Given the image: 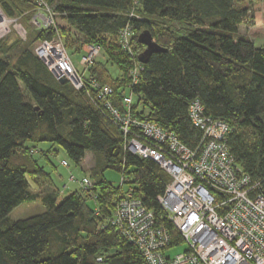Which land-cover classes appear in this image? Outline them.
Here are the masks:
<instances>
[{
  "label": "trees",
  "instance_id": "obj_1",
  "mask_svg": "<svg viewBox=\"0 0 264 264\" xmlns=\"http://www.w3.org/2000/svg\"><path fill=\"white\" fill-rule=\"evenodd\" d=\"M46 2L68 29L33 28L32 0H0L4 16L27 29L24 41L0 42V264H146L110 221L119 199L131 191L168 230L169 247L182 244L157 202L170 179L152 159L126 149L108 105L123 114L122 100L131 93L135 118L155 123L195 148L202 133L190 123L188 108L198 100L207 117L231 128L226 142L236 164L253 180L263 179L264 47L238 34L249 10L259 9V0L251 7L242 0ZM126 31L132 57L120 44ZM143 32L162 51L140 63ZM56 34L67 50L80 53L95 45L105 58L85 71L86 89L59 83L38 58L42 41ZM108 65L120 75L111 77ZM136 65L138 80L132 85L128 71ZM90 80L109 86L112 95L97 98ZM42 143L50 149L38 150ZM55 146L76 165L87 154L93 156L80 181L70 176L78 188L66 197L35 157L48 159ZM106 171L119 175L118 185L105 179ZM30 202H39L44 211L8 219L15 207Z\"/></svg>",
  "mask_w": 264,
  "mask_h": 264
},
{
  "label": "built area",
  "instance_id": "obj_2",
  "mask_svg": "<svg viewBox=\"0 0 264 264\" xmlns=\"http://www.w3.org/2000/svg\"><path fill=\"white\" fill-rule=\"evenodd\" d=\"M32 1L36 8L32 25L57 32L56 14L46 0ZM0 14V24L7 22L8 27L0 34L3 37L10 30L11 20ZM19 35L23 36L21 32ZM120 44L132 57L129 32L122 33ZM41 47L38 58L57 80L65 79L78 91L86 89L85 71L99 56L97 46L86 47L79 60L81 73L59 35L42 41ZM139 69L136 65L128 71L132 85L138 80ZM88 85L99 99L112 95L107 85L95 80ZM131 104L132 94L128 93L122 100L123 114L108 107L123 132L126 149L140 159H152L169 176L157 202L186 250L173 258L164 257L165 250L175 247H169L171 236L131 191L117 202L111 224L137 247L146 264H264V178L253 180L236 164L226 142L231 128L220 119L207 117L200 102L194 100L188 108V119L202 137L191 148L172 132L135 118ZM83 184L90 186L88 180Z\"/></svg>",
  "mask_w": 264,
  "mask_h": 264
},
{
  "label": "rangeland",
  "instance_id": "obj_3",
  "mask_svg": "<svg viewBox=\"0 0 264 264\" xmlns=\"http://www.w3.org/2000/svg\"><path fill=\"white\" fill-rule=\"evenodd\" d=\"M242 1L244 2L245 5H249L250 2L254 0H242ZM57 3L58 1L56 2V4ZM54 4L55 3H52L53 6ZM49 6L52 8L51 5ZM53 17L57 25V30L61 28L68 29L67 22L62 17H60L57 14L54 15ZM9 20H11V22L8 24L10 30L7 32L6 35L0 37V42L2 41L6 43L8 42V44L10 45L12 42L16 41L17 39H21L24 41L27 37L26 27L22 25L20 21H17L15 19H9ZM33 28L37 29L36 26H33ZM22 30H24L25 34L22 32ZM20 32L21 34H23V36L19 35ZM67 52L75 69L80 73L83 72L82 66L79 65V60L83 56V54L86 53V51L83 50L80 53H75L68 49ZM104 59L105 58L102 55L96 58V60L98 61L99 60L102 61ZM107 68L111 77L116 78L120 75V71L115 66L108 65ZM50 147H51L50 144L42 143L39 144L36 148L40 151L42 150L44 151L50 149ZM52 150H56V152L53 153V151H50L51 153L48 155V159H44V158L40 159V155L38 153L35 154V157L39 162L41 161L39 164L43 166L44 170L50 173L54 187L60 191V194L62 196L66 197L71 191L78 188L77 181H72L70 176H73L75 177L76 180L80 181L83 178L84 174L87 173L90 167L93 165V156L91 154H87L85 158L82 160V162L76 165L62 149L55 146L53 147ZM62 161H66L67 166L61 165ZM104 176L105 179L111 182L113 185L119 184L120 177L117 173L113 171H106ZM43 211L44 209L39 202L22 203L19 206L15 207L8 214V219L12 221L26 219L31 216L40 214ZM185 250H186V245L180 244L178 246L165 250L163 254L165 258H173L175 255L182 253Z\"/></svg>",
  "mask_w": 264,
  "mask_h": 264
},
{
  "label": "crops",
  "instance_id": "obj_4",
  "mask_svg": "<svg viewBox=\"0 0 264 264\" xmlns=\"http://www.w3.org/2000/svg\"><path fill=\"white\" fill-rule=\"evenodd\" d=\"M256 1L258 0L250 2L249 6ZM259 3V9L249 10L248 19L238 27V34L250 39L256 47H264V0H259Z\"/></svg>",
  "mask_w": 264,
  "mask_h": 264
},
{
  "label": "water",
  "instance_id": "obj_5",
  "mask_svg": "<svg viewBox=\"0 0 264 264\" xmlns=\"http://www.w3.org/2000/svg\"><path fill=\"white\" fill-rule=\"evenodd\" d=\"M139 43L145 47V50L140 54L138 60L140 63H143L147 57L153 53L161 52L162 49L159 47L156 42L152 39L151 35L148 32H143L139 36ZM59 83H65V79H59Z\"/></svg>",
  "mask_w": 264,
  "mask_h": 264
},
{
  "label": "bare ground",
  "instance_id": "obj_6",
  "mask_svg": "<svg viewBox=\"0 0 264 264\" xmlns=\"http://www.w3.org/2000/svg\"><path fill=\"white\" fill-rule=\"evenodd\" d=\"M0 16H1V14H0ZM0 20H1V18H0ZM1 26H0V34L3 32V30H5V31H7V29H8V27H7V22L5 23V22H3L2 24H0Z\"/></svg>",
  "mask_w": 264,
  "mask_h": 264
}]
</instances>
